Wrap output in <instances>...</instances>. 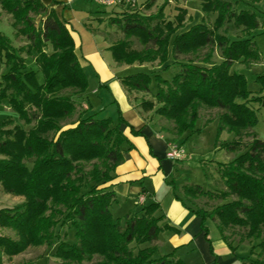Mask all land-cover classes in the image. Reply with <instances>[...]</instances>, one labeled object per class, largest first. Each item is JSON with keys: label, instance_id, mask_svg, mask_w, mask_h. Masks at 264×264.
<instances>
[{"label": "trees", "instance_id": "trees-1", "mask_svg": "<svg viewBox=\"0 0 264 264\" xmlns=\"http://www.w3.org/2000/svg\"><path fill=\"white\" fill-rule=\"evenodd\" d=\"M200 3L205 15L215 14L211 26L202 19L180 32L187 17L185 7L178 6L177 14L166 18L164 5L150 14L126 6V11L108 18L107 23L123 33L108 50L120 63L157 61V66L164 65L162 70H173L170 78L155 72L152 92L148 73L138 71L120 80L127 91L151 93L153 100H142L140 106L154 109L174 134L194 131L201 105L219 109L215 147L237 152L228 162H216L223 188L185 182L181 199L201 217L205 231L204 222L210 219L232 251L248 239L252 242L245 256L248 264H264V139L254 131L259 119L253 106L264 105V73L255 76L261 87L252 93L245 75L231 70L236 62L249 67L260 60L251 35L260 23L254 10L237 9L231 0ZM151 6L152 2L147 4ZM0 7L10 14L15 34L26 41L15 48L0 33V71L5 67L0 73V101L7 99L18 119L29 126L0 129V184L6 192L24 196L22 203L0 207V228L14 233V237L0 234V250L11 257L30 245H55L54 256L64 262L183 264L172 254L155 256L159 232L173 229L159 224L158 202L121 216L111 213L117 195L106 183L123 160L122 144L131 148L119 129L123 117L114 120L83 110L72 125L60 123L87 97L83 95L87 75L67 22L42 0H0ZM229 24L242 27L244 35L229 38ZM132 37L141 49L132 47ZM215 52L218 62L212 59ZM28 56L43 74L40 84L35 71L27 67ZM8 123H13L12 118L1 125ZM223 132L232 134L231 139L222 142ZM197 199L204 201L199 205ZM63 225L73 230V242L67 240L66 231L55 230Z\"/></svg>", "mask_w": 264, "mask_h": 264}, {"label": "crops", "instance_id": "crops-1", "mask_svg": "<svg viewBox=\"0 0 264 264\" xmlns=\"http://www.w3.org/2000/svg\"><path fill=\"white\" fill-rule=\"evenodd\" d=\"M42 1L67 22L74 39L75 54L84 72L87 75L86 70L90 69L96 76L99 88L93 89V93L98 95V109L94 112L114 120L121 115L125 120L119 124V129L127 137L131 148L128 143L122 144L123 160L115 167L113 178L106 184L117 195V201L112 203L110 210L114 209L116 214L122 215L136 212L149 202H158L160 207L155 214L161 217L159 224H167L173 229L159 232L155 241L157 257L172 254L183 264H248L245 257L247 251L243 247L238 246L232 251L210 219L204 222L205 231L201 217L191 211L186 199H181V185L185 182L180 180V176L187 160L183 145L179 143L182 135L174 134L170 123L154 114V109L140 106L142 100H152L151 95L127 91L122 85V76L138 72L135 70L144 65L120 63L112 58L108 47L116 39L110 37L108 29L101 27L109 11L92 8L91 4H70L74 0ZM258 20L263 25L261 19ZM170 62L168 60L167 63ZM253 65L255 63L249 67ZM163 66L156 65V71H161ZM83 95L87 94L84 92ZM87 99L88 95L82 100V107L89 111L92 106ZM253 106L260 107L257 103ZM254 131L260 137L257 125ZM171 144L181 149L179 159L166 156ZM206 164L203 162V165ZM208 165L216 171V163ZM140 194L145 195L142 204L137 202Z\"/></svg>", "mask_w": 264, "mask_h": 264}, {"label": "rangeland", "instance_id": "rangeland-1", "mask_svg": "<svg viewBox=\"0 0 264 264\" xmlns=\"http://www.w3.org/2000/svg\"><path fill=\"white\" fill-rule=\"evenodd\" d=\"M235 4V8H249L254 10L257 14L258 18L261 19L263 25H260L254 28L251 31V35L254 36V40L256 41L257 47L260 51V60L255 62V65L251 67H247L245 64L236 62L233 64L231 70H237L242 72L245 75L247 81V88L252 93H256L259 91L260 84L255 81V76L264 72V0H231ZM152 2V6L147 8V4ZM70 4H91L92 8L102 9L104 11H109L107 20L106 18L101 23V27L108 29L110 37L112 39H121L123 38V33L120 29H118L115 25H110L107 23L110 15H119L122 11H126V6L128 10H135L136 12L142 14H150L154 13L158 6L164 5L163 11L165 13L166 18H173L177 14V7H185L187 10V17L185 19V26L179 30L184 31L187 30L191 25L201 21H204L211 26L215 14L210 13L205 15L202 10V6L200 0H132L129 3H123L127 5H121L119 8L104 6L98 4L94 0H74ZM131 4V5H128ZM133 4V5H132ZM108 26V28H106ZM228 31L227 35L229 38L241 37L244 35L242 32V27L236 28L232 24L227 25ZM0 33L7 36L11 39V43L15 48H18L21 45L26 43L25 39L21 36L15 34V30L11 25V16L7 12H5L0 7ZM132 47L135 49H141V43L135 38L132 37ZM50 51V47L47 48ZM25 56L24 53H22ZM213 61L218 62L220 60L217 52L213 54ZM157 61L151 63H143V67L135 71H142L150 74L151 83L150 89L151 92L155 90L156 83L154 80V75L156 71L155 66ZM27 67L35 71V76L37 83L43 82V74L40 70L37 69V66L34 63V60L31 56L27 57ZM5 70V67L2 66L0 73ZM172 69L168 68L160 71L161 75L165 78H170L172 74ZM87 72V88L85 93L88 95V103L91 104V110L87 111L89 114L94 113L95 110L98 109L97 106V98L98 95L93 93V89H98L99 86L96 81V76L90 72V69L86 70ZM256 90V91H254ZM151 95V93H147ZM153 100V99H152ZM262 106L258 108V129L260 131L259 135L261 138H264V111L262 110ZM86 110L82 107V103H79L78 110L67 119L62 120L60 123L62 126L67 127L75 123L78 115ZM219 113L218 108L208 107L206 105H201L199 108V115L195 119L194 122V131H186L182 134L179 143L183 145L184 154L187 157L185 161V166L182 170V175L180 176V180L184 182H194L201 184L205 189H213V188H223L221 182H219V175L213 168L209 167L208 163H216V162H228L233 157L236 156L237 152L226 151L223 148L215 147V139L218 125L217 115ZM12 118L13 123H8L6 125H1V122L7 118ZM14 124H19L23 128L27 129L29 126L24 125L19 119L17 114L11 110L8 100L3 99L0 101V129H11ZM230 133L223 132L220 136V140L222 142L230 140ZM10 136V134H7ZM242 148L240 151H243ZM239 152V151H238ZM1 157V155H0ZM203 162H207L206 165H203ZM28 167H31V162L26 161ZM203 165V167H202ZM107 184V183H106ZM24 201V196L14 195L12 193H8L4 190L2 185L0 184V207H12L16 204L22 203ZM204 201L203 199H197V204L201 205ZM195 202V201H194ZM213 203V201H211ZM207 207H210L207 205ZM111 213L113 216H121L120 214H116V210L111 209ZM123 215V214H122ZM56 231H59L60 234L66 231L67 240L69 242L74 241V233L72 229H69L67 225H63L61 227L57 226ZM230 232V230H228ZM0 234L9 235L14 237V233L11 229L8 228H0ZM239 235V233H238ZM235 234L234 238L237 241L239 236ZM241 235V234H240ZM238 242V241H237ZM239 246L243 247L246 251L250 249V245H252L251 241L248 239H244ZM254 243V242H253ZM146 245V244H145ZM255 250H258L255 248ZM55 245L52 247H47L46 245H30L21 253L14 256H7L0 250V264H78L76 262H64L61 259L54 256ZM256 255L253 254V257Z\"/></svg>", "mask_w": 264, "mask_h": 264}, {"label": "built area", "instance_id": "built-area-1", "mask_svg": "<svg viewBox=\"0 0 264 264\" xmlns=\"http://www.w3.org/2000/svg\"><path fill=\"white\" fill-rule=\"evenodd\" d=\"M94 1L97 2L98 4H101L104 6L113 7V6L127 5V4H123V3H129L132 0H94ZM128 5H131V4H128ZM181 153H182V151L179 148V146L171 144L169 151H167V153H166V156L168 158H171V159H179L181 157ZM137 202L139 204L144 203L145 202V195L140 194L137 198Z\"/></svg>", "mask_w": 264, "mask_h": 264}]
</instances>
